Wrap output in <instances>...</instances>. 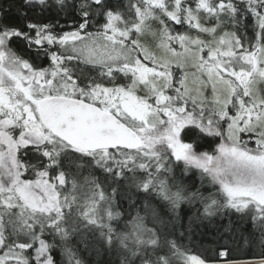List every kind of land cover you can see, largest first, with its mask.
I'll return each instance as SVG.
<instances>
[{"label":"snow or ice","instance_id":"obj_1","mask_svg":"<svg viewBox=\"0 0 264 264\" xmlns=\"http://www.w3.org/2000/svg\"><path fill=\"white\" fill-rule=\"evenodd\" d=\"M223 219L264 248V0H0V264H264Z\"/></svg>","mask_w":264,"mask_h":264},{"label":"trees","instance_id":"obj_2","mask_svg":"<svg viewBox=\"0 0 264 264\" xmlns=\"http://www.w3.org/2000/svg\"><path fill=\"white\" fill-rule=\"evenodd\" d=\"M113 3L127 4L128 0H112ZM251 37V31L249 32ZM211 139V138H210ZM214 147V145H213ZM203 150L210 151L211 149L205 147ZM121 210H127V202L120 201ZM236 219L235 217L233 218ZM207 223V222H205ZM228 220L223 219L219 222L201 225L196 229L195 235L190 239L184 241L188 245L192 252L202 253L210 245L215 247L217 245H223L225 241L230 249V258L237 261H259L264 256V248L259 244L258 236L251 237L253 232L250 223L244 225H237V230L234 233H224L223 225L227 224ZM118 228L123 229L124 223L121 222L116 225ZM221 235L223 239H221ZM245 238H249V242L245 243ZM215 241V243H213ZM105 260L113 259L114 257H104Z\"/></svg>","mask_w":264,"mask_h":264},{"label":"rangeland","instance_id":"obj_3","mask_svg":"<svg viewBox=\"0 0 264 264\" xmlns=\"http://www.w3.org/2000/svg\"><path fill=\"white\" fill-rule=\"evenodd\" d=\"M181 30H183V29H181ZM192 34H195L194 32L192 33ZM250 36V35H249ZM210 91V90H209ZM209 93H206V95H208Z\"/></svg>","mask_w":264,"mask_h":264}]
</instances>
